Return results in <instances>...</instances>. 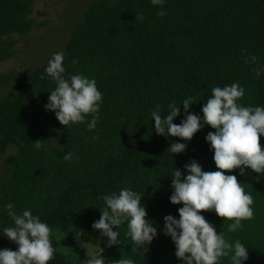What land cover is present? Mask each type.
Instances as JSON below:
<instances>
[{"label":"trees","instance_id":"obj_1","mask_svg":"<svg viewBox=\"0 0 264 264\" xmlns=\"http://www.w3.org/2000/svg\"><path fill=\"white\" fill-rule=\"evenodd\" d=\"M36 1L0 0V65L19 55L15 45L20 37L30 36L36 24H46L32 16ZM82 5L81 20L52 54L65 53L66 78L82 74L96 80L103 94L99 121L93 131L87 123L66 127L45 109L56 87L45 63L30 74L25 69L17 87L1 94L0 157H6L0 173V227L13 224L6 204L12 203L18 214L31 209L51 228L56 253L49 264H81L79 256L87 250L98 254L100 247L107 264L121 257L137 264H183L174 242L163 234L164 217L178 219L183 206L170 202L171 174L179 168L187 175L184 165L193 160L203 171L218 170L205 140L215 129L205 126L191 141L165 137L155 132L151 112L159 106L166 115L169 103L179 106L192 97L189 112L203 116L212 89L232 83L245 89L241 104L264 106V75L257 78L254 71L257 64L264 65V0H166L163 17L151 0H84ZM252 56L257 61L246 63ZM13 71L0 72V87L16 75ZM180 109L175 124L184 119L182 104ZM36 141L42 144L39 150ZM177 141L188 147L171 154L167 149ZM260 143L264 149V136ZM11 147L14 153L6 155ZM69 152L75 154L71 161L64 159ZM226 174H235L251 193L254 217L231 233V221L214 211L201 214L218 234L246 243L245 264H264V178L258 180L251 170L243 176L238 169ZM124 187L144 194L146 218L157 227L158 235L144 253L132 250L126 225L120 230L126 243L112 247L92 228L102 214V196ZM17 247L0 233V249ZM220 264L230 261L222 258Z\"/></svg>","mask_w":264,"mask_h":264},{"label":"clouds","instance_id":"obj_2","mask_svg":"<svg viewBox=\"0 0 264 264\" xmlns=\"http://www.w3.org/2000/svg\"><path fill=\"white\" fill-rule=\"evenodd\" d=\"M165 2L151 0L154 6H160L157 12L160 17L167 14L163 9ZM137 19L142 20L143 17ZM64 59L63 51L56 52L45 68L47 77L56 83L45 109L53 111L66 127L87 123L88 130L93 131L99 121L103 94L93 78L82 74L66 78ZM256 61L255 56L250 61L245 60L246 63ZM254 71L257 78L264 75V65L257 64ZM244 95L245 89L239 83L214 87L211 96L203 103V116L189 112L194 103L193 98L188 97L181 103L185 115L179 124L174 120L181 114V104L178 106L175 101L168 104L166 115H161L159 106L151 112L155 132L165 137L191 141L205 126L215 129L208 132L205 140L214 152L213 160L218 170L203 171L202 166L193 160L184 165L187 175H182L179 168L171 174L173 193L170 202L183 206L178 209V219L171 214L164 217L163 234L174 242L175 256L183 264H220L222 258H227L230 264H245L249 258L246 243L239 239L232 242L223 232L218 234L215 226L201 214L202 211H214L217 216L231 221L227 229L231 233L241 230L242 222L254 217L251 193L245 191L235 174H226L238 169L243 176L246 170H251L259 174L258 180L264 178V149L260 143V137L264 136V106H244L239 102ZM89 116L90 120L87 119ZM34 147L39 150L42 144L36 141ZM187 147V143L177 141L171 143L167 150L171 154H181ZM74 155L69 152L64 159L71 161ZM143 196L130 187L102 196L104 206L99 208L102 214L93 222L92 228L107 238V247L126 243L121 239L120 231L125 225V237L130 238L133 251L142 250L144 253L157 237V227L146 218L148 214L142 203ZM5 208L13 224L0 227V233L18 247L15 251L0 249V264H49L54 260L56 249L49 225L31 209L18 214L12 203L6 204ZM102 252L100 247L98 254L88 257L87 264H107ZM115 264L137 262L130 257H121Z\"/></svg>","mask_w":264,"mask_h":264},{"label":"rangeland","instance_id":"obj_3","mask_svg":"<svg viewBox=\"0 0 264 264\" xmlns=\"http://www.w3.org/2000/svg\"><path fill=\"white\" fill-rule=\"evenodd\" d=\"M83 1L73 0L72 3L70 0L36 1L32 16L37 22L46 19L47 26L46 24H36L32 33H29L30 36L20 37L15 45L19 55L4 61L3 64L0 65V72L5 73L14 70L13 72L16 74L8 83L0 87V96L2 93L6 94L12 92L17 87L18 81L22 78L25 69L27 74H30L33 70L43 66L44 63L48 64L54 50L56 51L57 48V50L62 49L68 41L72 26L82 18ZM5 153L8 155L14 153V151L11 147ZM5 157L6 156L0 157V173L2 172L1 164L5 160ZM67 239L72 238L68 236ZM86 245L94 246L89 242ZM81 252L83 253L85 251L81 249ZM94 253L97 254V251L87 250L86 254H84L85 257L79 256L81 264H87L88 257Z\"/></svg>","mask_w":264,"mask_h":264}]
</instances>
